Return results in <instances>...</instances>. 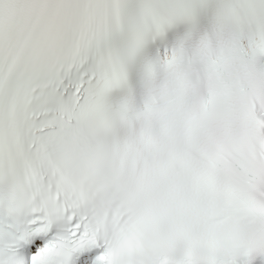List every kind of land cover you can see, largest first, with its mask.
Masks as SVG:
<instances>
[{
    "label": "snow or ice",
    "instance_id": "6c2138e0",
    "mask_svg": "<svg viewBox=\"0 0 264 264\" xmlns=\"http://www.w3.org/2000/svg\"><path fill=\"white\" fill-rule=\"evenodd\" d=\"M0 264H264V0H0Z\"/></svg>",
    "mask_w": 264,
    "mask_h": 264
}]
</instances>
